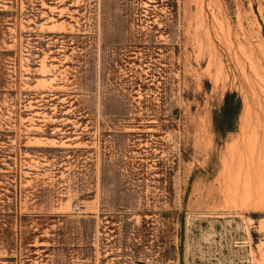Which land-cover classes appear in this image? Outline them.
I'll use <instances>...</instances> for the list:
<instances>
[{"label":"rangeland","instance_id":"1","mask_svg":"<svg viewBox=\"0 0 264 264\" xmlns=\"http://www.w3.org/2000/svg\"><path fill=\"white\" fill-rule=\"evenodd\" d=\"M0 264H264V0H0Z\"/></svg>","mask_w":264,"mask_h":264},{"label":"trees","instance_id":"2","mask_svg":"<svg viewBox=\"0 0 264 264\" xmlns=\"http://www.w3.org/2000/svg\"><path fill=\"white\" fill-rule=\"evenodd\" d=\"M232 110V107H230L229 97L227 96L225 106L223 107V114L228 116L230 113H232Z\"/></svg>","mask_w":264,"mask_h":264},{"label":"bare ground","instance_id":"3","mask_svg":"<svg viewBox=\"0 0 264 264\" xmlns=\"http://www.w3.org/2000/svg\"><path fill=\"white\" fill-rule=\"evenodd\" d=\"M241 152H242V151H241ZM241 152H240V153H241Z\"/></svg>","mask_w":264,"mask_h":264}]
</instances>
